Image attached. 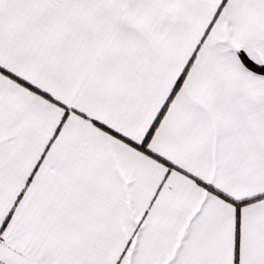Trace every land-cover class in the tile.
Instances as JSON below:
<instances>
[{
  "label": "snow or ice",
  "instance_id": "1",
  "mask_svg": "<svg viewBox=\"0 0 264 264\" xmlns=\"http://www.w3.org/2000/svg\"><path fill=\"white\" fill-rule=\"evenodd\" d=\"M0 264H264V0H0Z\"/></svg>",
  "mask_w": 264,
  "mask_h": 264
}]
</instances>
